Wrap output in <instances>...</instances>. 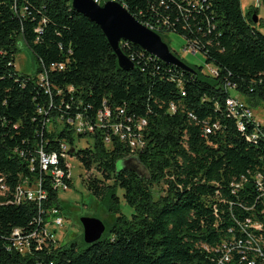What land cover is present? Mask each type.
Returning a JSON list of instances; mask_svg holds the SVG:
<instances>
[{
	"label": "trees",
	"instance_id": "obj_1",
	"mask_svg": "<svg viewBox=\"0 0 264 264\" xmlns=\"http://www.w3.org/2000/svg\"><path fill=\"white\" fill-rule=\"evenodd\" d=\"M117 1L161 37H183L215 73L186 62L193 71L182 70L130 42L121 48L134 67L123 70L100 27L71 0H0V184L7 186L0 264H264V123L237 118L226 105L235 93L250 109L264 102V32L252 19L258 7L244 12L240 0ZM20 40L34 57L32 74L14 66ZM104 109L110 115L98 120ZM77 114L92 132L66 122ZM140 120L145 125L137 130ZM115 122L130 126L142 146L133 150L112 134ZM62 143L115 218L82 248L52 242L25 253L6 250L13 228L30 230L48 210H61L39 150L60 153ZM132 157L142 172L117 169ZM59 167L67 172L60 156ZM37 179L45 191L40 203L9 201L19 183ZM118 189L133 208L129 217L119 212Z\"/></svg>",
	"mask_w": 264,
	"mask_h": 264
},
{
	"label": "rangeland",
	"instance_id": "obj_2",
	"mask_svg": "<svg viewBox=\"0 0 264 264\" xmlns=\"http://www.w3.org/2000/svg\"><path fill=\"white\" fill-rule=\"evenodd\" d=\"M240 3L244 12H246L251 5L255 4L253 0H240ZM256 6L258 7L257 22L259 20L257 25L260 30L264 32V6L261 4ZM162 37L170 49L184 62L189 65L202 66V71L204 73L211 74L212 67L205 62L204 55L200 52L196 53L193 52L192 49H189L186 46L183 37L172 32L165 33ZM18 47L19 49L14 59L15 68L18 71L32 74L36 67L32 53L22 40L18 42ZM235 95L243 100L242 96L236 93ZM252 113L256 121L264 123V102H260L258 105L253 106ZM57 126H60V122L57 123ZM85 143L84 139L78 140L77 147H82ZM126 160V166L142 172L141 166L134 157L127 158ZM68 162L70 165L72 186L65 190L58 191V199L61 203V213L65 219L63 226L57 228L56 237L61 244L75 243L77 248H82L84 247L85 242L80 223L81 217L97 218L107 226L116 215L109 213L103 203H101L100 200L92 195L87 189L82 181L87 172L79 160L76 157H70L68 158ZM96 175L101 177L99 173H96ZM153 191L157 196L161 189L157 185L153 187ZM117 194L120 196L119 212L129 217L133 212V208L124 201L121 189L117 190Z\"/></svg>",
	"mask_w": 264,
	"mask_h": 264
},
{
	"label": "built area",
	"instance_id": "obj_3",
	"mask_svg": "<svg viewBox=\"0 0 264 264\" xmlns=\"http://www.w3.org/2000/svg\"><path fill=\"white\" fill-rule=\"evenodd\" d=\"M99 4H102V0H94ZM118 2L117 0H110ZM102 2V3H101ZM105 2V1H104ZM254 6L259 4V0H253ZM188 47V46H187ZM192 49L191 47H188ZM195 52L194 49H192ZM215 73V69L212 68L211 74ZM40 81H45V76H39ZM226 105L228 110L237 118L246 116L248 118L253 117L252 109L247 107L245 103L238 97H229L226 100ZM110 112L107 109L98 113V120H101L103 117L108 118ZM67 123L73 126L76 132H92L93 126L82 118L80 114L75 115L74 117H68L66 120ZM145 125V120H140L137 123V130ZM239 127L243 129L241 121L238 123ZM110 129L112 134L118 135L120 138H127L132 149L136 150L142 146V142L139 135H134L130 126L123 125L121 122H115L110 124ZM106 141H109V137H106ZM60 153L51 152L45 153L42 149L39 150V165L40 169L46 173H50L53 179V185L58 190H65L68 188L67 181L72 178L70 174V165L68 158L70 156L67 154L68 145L62 143L60 146ZM59 156L64 159L67 172L65 173L59 167ZM1 180V179H0ZM7 186L5 184H0V196H4ZM45 198V191L42 189L41 181L39 179L29 183L27 180L19 183L15 187L12 198L9 200L13 203H20L25 200H35L38 203ZM64 216H62L61 210L52 208L47 211V217L39 216L36 220V224L30 230H26L20 227H15L12 229L8 243H6V250H14L20 253L29 252L31 249H43L48 248L50 243H58L56 237V230L64 224Z\"/></svg>",
	"mask_w": 264,
	"mask_h": 264
},
{
	"label": "water",
	"instance_id": "obj_4",
	"mask_svg": "<svg viewBox=\"0 0 264 264\" xmlns=\"http://www.w3.org/2000/svg\"><path fill=\"white\" fill-rule=\"evenodd\" d=\"M71 7L97 24L116 56L119 68L130 70L134 62L122 50V42H130L143 51L153 55L166 64L176 66L185 71H193L151 27L140 22L121 3L107 0L102 4L94 0H71ZM253 22H257V14H252ZM126 159L117 162V169L126 166ZM80 223L84 242L90 244L98 240L105 231L104 223L92 217H81Z\"/></svg>",
	"mask_w": 264,
	"mask_h": 264
}]
</instances>
